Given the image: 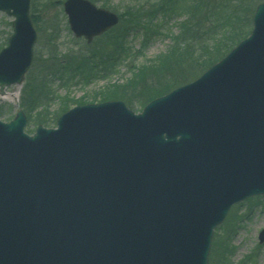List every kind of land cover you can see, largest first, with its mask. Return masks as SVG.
Segmentation results:
<instances>
[{
	"label": "water",
	"instance_id": "obj_1",
	"mask_svg": "<svg viewBox=\"0 0 264 264\" xmlns=\"http://www.w3.org/2000/svg\"><path fill=\"white\" fill-rule=\"evenodd\" d=\"M30 6L0 0L15 19L1 94L33 61ZM64 12L88 44L120 21L89 0ZM253 23L220 63L142 114L79 106L33 137L23 111L0 122V264H209L231 208L264 196V4Z\"/></svg>",
	"mask_w": 264,
	"mask_h": 264
},
{
	"label": "rangeland",
	"instance_id": "obj_2",
	"mask_svg": "<svg viewBox=\"0 0 264 264\" xmlns=\"http://www.w3.org/2000/svg\"><path fill=\"white\" fill-rule=\"evenodd\" d=\"M65 1L31 0V16L38 22L34 24L38 36L34 63L23 86L7 90L10 95L19 93L20 100L25 84L42 79L46 86L43 112L50 120L60 110L109 101L123 102L135 114L141 113L149 101L195 81L211 61L217 63L246 39L257 6L264 3L199 0L194 12L190 6L193 0H95L98 7L114 12L121 20L88 45L72 34L63 10ZM13 22L14 18L0 13V52L8 46ZM121 34L125 51L120 53L114 42ZM186 51L192 57L186 56L189 59L182 64L180 53ZM68 66L63 76L62 70ZM20 110L25 112L13 98H0L1 122H10ZM36 124L29 125L28 120L26 132L32 134ZM262 230L264 196L234 206L215 231L209 264L225 258L228 264H264V243H259ZM227 243L230 247L223 249Z\"/></svg>",
	"mask_w": 264,
	"mask_h": 264
},
{
	"label": "trees",
	"instance_id": "obj_3",
	"mask_svg": "<svg viewBox=\"0 0 264 264\" xmlns=\"http://www.w3.org/2000/svg\"><path fill=\"white\" fill-rule=\"evenodd\" d=\"M92 1H95V0H92ZM32 19H33L34 24L36 25L38 22L36 21V18L34 15L32 16ZM114 45L116 47L115 50L117 52L119 51L121 53V52L125 51V49H124V47H125L124 36L122 34L119 36V38L117 40H115ZM187 49H189V48H187ZM186 56L192 57L189 54V51H186L184 54L180 53V58H184L182 64L186 63V61L189 59V57H186ZM181 62H182V59L180 60V63ZM213 62L214 61H211L209 63V67L207 69H209L214 64ZM47 63H48V61H47ZM103 63L106 64L107 62H103ZM70 66L72 67V65H70ZM70 66H68L62 70L63 72L61 74L63 76L68 73L67 71L69 70ZM96 67H98V66H95V69H96ZM52 70L54 71V68ZM77 71H78V69H77ZM52 75L57 77V79L60 78V76H57V73H51L50 76H52ZM158 83H160V82H158ZM27 84L25 85V88L23 91V95H22V99H21V107H23L25 109L27 118L29 120V125L35 124V123H37L36 125H38V126L43 125L45 127L51 126L52 123H53V125H55L57 120L59 119V117L63 114V112H66V110H64V111L60 110L57 114H55L53 116L54 120H50L49 116L44 115V112H43V108H44L43 105L45 104V98L44 97H46L44 95V93L46 91L45 90L46 86L44 85L45 83L43 82L42 79L40 81H39V79H37V80H35V82L33 84L31 82L28 85ZM65 86H67V85H65ZM148 89L149 90H147V91L150 92L152 88L149 87ZM227 247H230V245L228 243L222 245L223 249H228ZM228 253L229 252H227V255H228ZM226 260H227V258H225L224 260L219 259L218 264H228L226 262ZM228 261H229V259H228Z\"/></svg>",
	"mask_w": 264,
	"mask_h": 264
},
{
	"label": "bare ground",
	"instance_id": "obj_4",
	"mask_svg": "<svg viewBox=\"0 0 264 264\" xmlns=\"http://www.w3.org/2000/svg\"><path fill=\"white\" fill-rule=\"evenodd\" d=\"M19 96V93H16V94H13V95H10V94H7L6 98H13V99H16L17 97Z\"/></svg>",
	"mask_w": 264,
	"mask_h": 264
}]
</instances>
